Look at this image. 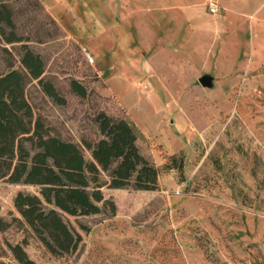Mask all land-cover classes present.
<instances>
[{
    "label": "rangeland",
    "instance_id": "rangeland-1",
    "mask_svg": "<svg viewBox=\"0 0 264 264\" xmlns=\"http://www.w3.org/2000/svg\"><path fill=\"white\" fill-rule=\"evenodd\" d=\"M13 3L20 39L0 34V70L27 73V44L62 98L29 78L35 116L86 158L85 142L103 136L96 114L126 116L162 170L155 189L111 187L103 172L101 210L63 211L83 237L58 252L14 205L17 191L39 186L0 177V264H23L20 248L38 264H264V0ZM175 152L183 174L163 167Z\"/></svg>",
    "mask_w": 264,
    "mask_h": 264
},
{
    "label": "trees",
    "instance_id": "trees-1",
    "mask_svg": "<svg viewBox=\"0 0 264 264\" xmlns=\"http://www.w3.org/2000/svg\"><path fill=\"white\" fill-rule=\"evenodd\" d=\"M13 1L0 0V34L9 42L20 39ZM22 63L27 73L17 68L0 70V177L39 186L38 192L17 191L14 205L51 251H69L83 236L62 212L100 211L98 202L105 200L101 190L103 172L111 187L155 189L162 168L141 151L140 130L126 116L115 117L104 110L96 114L103 136L85 142L91 150L90 158H86L80 143L53 134L42 117L35 116L26 97V82L38 78L49 95L62 98L54 84L42 76L44 58L27 44ZM71 85L80 95H87L86 86L77 78L71 79ZM163 167L177 168L183 174L184 153H173ZM17 257L23 264H38L26 256L23 248Z\"/></svg>",
    "mask_w": 264,
    "mask_h": 264
},
{
    "label": "water",
    "instance_id": "water-1",
    "mask_svg": "<svg viewBox=\"0 0 264 264\" xmlns=\"http://www.w3.org/2000/svg\"><path fill=\"white\" fill-rule=\"evenodd\" d=\"M199 80L205 86H212L214 81V76L209 72H204L201 76H199Z\"/></svg>",
    "mask_w": 264,
    "mask_h": 264
},
{
    "label": "built area",
    "instance_id": "built-area-1",
    "mask_svg": "<svg viewBox=\"0 0 264 264\" xmlns=\"http://www.w3.org/2000/svg\"><path fill=\"white\" fill-rule=\"evenodd\" d=\"M209 8H210L211 10H215V9H216V5H215V3L211 2V3L209 4ZM87 54H88V57H89L91 60H93V56H92L89 52H88Z\"/></svg>",
    "mask_w": 264,
    "mask_h": 264
},
{
    "label": "bare ground",
    "instance_id": "bare-ground-1",
    "mask_svg": "<svg viewBox=\"0 0 264 264\" xmlns=\"http://www.w3.org/2000/svg\"><path fill=\"white\" fill-rule=\"evenodd\" d=\"M93 60H94V58H93Z\"/></svg>",
    "mask_w": 264,
    "mask_h": 264
}]
</instances>
